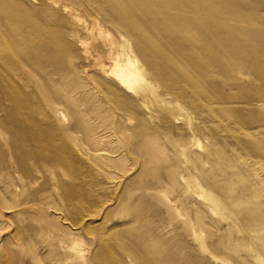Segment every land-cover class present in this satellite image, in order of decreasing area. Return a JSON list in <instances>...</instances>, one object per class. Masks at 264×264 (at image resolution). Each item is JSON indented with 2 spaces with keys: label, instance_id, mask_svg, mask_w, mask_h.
Masks as SVG:
<instances>
[{
  "label": "rangeland",
  "instance_id": "obj_1",
  "mask_svg": "<svg viewBox=\"0 0 264 264\" xmlns=\"http://www.w3.org/2000/svg\"><path fill=\"white\" fill-rule=\"evenodd\" d=\"M0 264H264V0H0Z\"/></svg>",
  "mask_w": 264,
  "mask_h": 264
},
{
  "label": "bare ground",
  "instance_id": "obj_2",
  "mask_svg": "<svg viewBox=\"0 0 264 264\" xmlns=\"http://www.w3.org/2000/svg\"><path fill=\"white\" fill-rule=\"evenodd\" d=\"M139 63L138 59H130L126 64L117 66L115 68V75L119 79L120 83L123 86H130L134 85L135 83L140 81V71L137 69V64Z\"/></svg>",
  "mask_w": 264,
  "mask_h": 264
}]
</instances>
